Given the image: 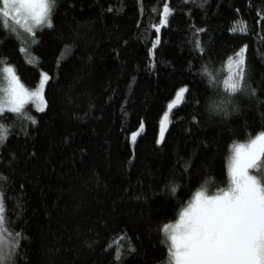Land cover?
<instances>
[{"label":"trees","instance_id":"obj_1","mask_svg":"<svg viewBox=\"0 0 264 264\" xmlns=\"http://www.w3.org/2000/svg\"><path fill=\"white\" fill-rule=\"evenodd\" d=\"M51 24L34 63L0 27V65L27 89L49 77L44 111L25 106L35 123L0 116L13 264H166L162 226L202 186L226 187L233 146L264 133V0H56ZM242 50L244 90L229 96L217 84Z\"/></svg>","mask_w":264,"mask_h":264},{"label":"snow or ice","instance_id":"obj_2","mask_svg":"<svg viewBox=\"0 0 264 264\" xmlns=\"http://www.w3.org/2000/svg\"><path fill=\"white\" fill-rule=\"evenodd\" d=\"M55 5L56 0H0V27L7 26L5 18H11L34 35L35 30L52 26ZM171 14L164 7L162 23L166 24ZM237 30H246V26H238L234 31ZM243 63L242 50L237 59L229 62L227 78L217 84L229 96L244 90ZM48 79L45 74L37 89L28 90L13 68L0 65V116L9 112L16 118L32 120L25 112L29 103L43 112V88ZM186 91L181 89L177 99ZM175 107L176 104L168 105L169 110ZM168 122L169 116L165 115L161 141ZM7 135V127L0 123V143L6 141ZM135 139L133 135L132 140ZM176 190L175 186L169 189L172 194ZM8 223L0 193V264H13L19 248L18 235L10 233ZM161 233L168 252L166 264H264V133L250 138L247 144L234 145L229 156L227 186L211 195L202 186L178 214V221L162 226ZM5 235L9 241L4 239Z\"/></svg>","mask_w":264,"mask_h":264},{"label":"rangeland","instance_id":"obj_3","mask_svg":"<svg viewBox=\"0 0 264 264\" xmlns=\"http://www.w3.org/2000/svg\"><path fill=\"white\" fill-rule=\"evenodd\" d=\"M5 24L7 25L6 27H1V28H4L5 30H7V32H10V33H12L13 35H15V36H17V38L18 39H20L21 40V42L23 43V46H22V53L25 55V57H26V59L30 62V63H34V61H35V59H34V57L32 56H30V54H31V49H32V47H33V45H34V43H36V32H37V30H39V29H37V30H35V33H34V35L33 34H29V33H27V32H25L24 31V26H23V24H21V25H17L16 23H15V21L14 20H12L11 18H5ZM11 29V30H10ZM32 55V54H31ZM36 58V57H35ZM36 62V61H35ZM7 67H10V66H4V68H7ZM12 68V67H11ZM16 74V73H15ZM45 75V73H42V76H41V80H40V82H39V84H38V86L36 87V88H34V89H37L38 87H39V85H40V83L42 82V80H43V76ZM47 75V74H46ZM48 76V75H47ZM48 81H49V79H48ZM48 81L45 83V85H44V88H43V99H44V101L46 102V99H45V96H44V92H45V88H46V85H47V83H48ZM27 89V88H26ZM34 89H28V90H34ZM46 106H47V102H46ZM46 108V107H45ZM200 191V190H199ZM198 192V191H197ZM196 192V193H197ZM195 193V194H196ZM195 194L192 196V198H191V200H193L194 199V196H195ZM190 200V201H191ZM189 201V202H190ZM178 221V220H177ZM176 221V222H177ZM175 223V222H174Z\"/></svg>","mask_w":264,"mask_h":264},{"label":"water","instance_id":"obj_4","mask_svg":"<svg viewBox=\"0 0 264 264\" xmlns=\"http://www.w3.org/2000/svg\"><path fill=\"white\" fill-rule=\"evenodd\" d=\"M185 93H186V92H185ZM178 95H179V92L176 94L175 98L169 103V104H176V107L173 108V109H171V110H169V108L167 107V110H166V112H165L164 115H163V117H164L165 115H168V116H169V122H170V116H171L172 112H173L177 107H179V106L182 104L183 99H184V96H185V94H184V96H183L182 98L177 99ZM163 117H162V119H161V121H160V127H159V135H158V141H159L158 143H159V144H161V143L163 142V140H164V138H165V135H166V133H167V131H168V128H169V122H168L167 127H166V129H165V131H164L163 140L161 141V139H160V131H161V124H162V122H163Z\"/></svg>","mask_w":264,"mask_h":264}]
</instances>
